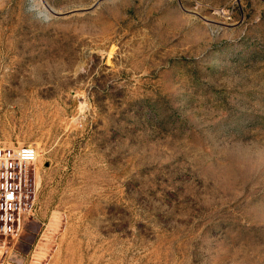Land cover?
Returning a JSON list of instances; mask_svg holds the SVG:
<instances>
[{"label": "rangeland", "instance_id": "1", "mask_svg": "<svg viewBox=\"0 0 264 264\" xmlns=\"http://www.w3.org/2000/svg\"><path fill=\"white\" fill-rule=\"evenodd\" d=\"M0 144L1 264H264V0H0Z\"/></svg>", "mask_w": 264, "mask_h": 264}, {"label": "built area", "instance_id": "2", "mask_svg": "<svg viewBox=\"0 0 264 264\" xmlns=\"http://www.w3.org/2000/svg\"><path fill=\"white\" fill-rule=\"evenodd\" d=\"M39 157L34 145L0 144V264L4 249L20 240L34 215Z\"/></svg>", "mask_w": 264, "mask_h": 264}]
</instances>
